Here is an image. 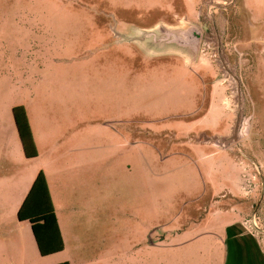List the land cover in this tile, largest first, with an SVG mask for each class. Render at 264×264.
I'll list each match as a JSON object with an SVG mask.
<instances>
[{
	"label": "rangeland",
	"instance_id": "rangeland-1",
	"mask_svg": "<svg viewBox=\"0 0 264 264\" xmlns=\"http://www.w3.org/2000/svg\"><path fill=\"white\" fill-rule=\"evenodd\" d=\"M212 1L230 0H0V165L13 152L10 139L16 131L11 106H29L33 73L39 71L40 60L57 68L51 53L60 46L70 47L68 53L58 55L69 71L63 79L58 76L60 83L84 87L78 110L70 107L69 113L78 112L85 133H149L129 140L141 142L140 146L115 135L102 140L96 200L97 208L107 215L85 219L83 238L95 228L103 235L111 221L112 242L101 239L95 258L94 250L88 249L85 258L93 260L86 263L71 255V264H160L162 256L173 259L179 254L173 232L180 221L195 211L229 209L224 199L208 207L210 197L226 195L233 177L249 189L252 166L259 168L255 175L262 183L256 215L264 220V52L255 48L251 33V23L258 24L248 11L254 0H235L230 7L213 11L223 54L235 69L245 98L241 139L231 150L237 170L232 169L230 152L214 153L211 146L198 144L203 147L199 148L187 140L200 133L224 135L232 122L227 110L231 106L225 104L228 79L217 63L213 32L205 19V5ZM95 17L110 20L118 33L158 23L194 24L201 28L205 42L189 67L174 63L139 69L119 63L115 76L100 78L92 73L100 57L91 54L86 27H80L84 31L79 34L64 31L65 25ZM35 41L42 43V50ZM77 68L87 70L83 77L72 74ZM110 81L115 85L112 93L98 96L99 84ZM50 108L54 117L62 106ZM138 148L147 159L143 171L134 164ZM64 255L69 260L68 253ZM48 261L20 245L16 228L0 231V264Z\"/></svg>",
	"mask_w": 264,
	"mask_h": 264
},
{
	"label": "crops",
	"instance_id": "crops-1",
	"mask_svg": "<svg viewBox=\"0 0 264 264\" xmlns=\"http://www.w3.org/2000/svg\"><path fill=\"white\" fill-rule=\"evenodd\" d=\"M253 6V8L248 6V11L255 15L258 24L251 23V33L254 36L255 48L262 54L264 52V0H254ZM64 27H66L64 31L77 34L84 31L80 27H86L85 31L91 38L89 46L93 47L91 54L100 57L92 73L100 78L115 76L119 63H124L123 65L127 66H129L128 63H131L133 68L139 69L149 68L150 65L155 64L181 63L186 67L190 66L184 58L178 55L155 57L146 54L135 43L119 42V39L115 37V33L118 32L111 25V21L105 18L95 17L89 21ZM134 29L140 28L134 27L128 33L119 34L129 36ZM33 43L39 45L42 50V43L38 41ZM37 46L35 47L36 51L39 50ZM53 48L55 47L53 46ZM69 51L70 47L60 46L57 53L54 51L51 53L53 55H51V61L57 66L55 69L48 67V64L44 65L43 60H40L42 62L40 69L33 73L27 95L29 106L27 104L11 106L24 108L37 156L32 159L25 158L14 125L16 135L15 138L11 137L10 139L13 149L11 157L14 160L11 161V157L3 159L2 165H0V231L16 228L20 245L33 256L38 250L30 224L19 221L17 212L36 176L42 173L45 177L63 241L61 252L44 256L49 260L47 264H71V261H74L71 255L82 258L86 263L96 257L95 254L101 247V239L105 240L106 244H111L110 234L114 230L111 221L103 235H100L95 228L87 234V238H83L85 237L83 231L85 219L95 220L102 215H107V212L102 213L97 208L96 200V188L99 186L96 170L103 161L100 155L102 140H108L112 135H115L126 140L131 146H140L141 142H129V140L134 136H148L149 134L85 133V121L76 112L81 103L84 87H80L79 84H61L58 79L59 75L61 79L69 75V71L62 67L63 59L58 56L59 52L63 54ZM20 58L18 57V59ZM85 71L87 70L84 68H77L73 70L72 74L76 77L80 75L83 77ZM114 86L111 81L108 84L100 83L98 96L112 93ZM56 105H61L62 109L52 117L50 116V107ZM70 107H77L76 110H72V114L69 113ZM197 136L188 137L187 140L196 143L197 145L193 146L199 148H203L200 145L211 146L209 150L214 153L230 152L229 160L232 169L237 170L238 162L231 150L239 142L226 149H221L214 144L194 141L193 137ZM136 155L134 164L143 171L147 166L144 150L138 148ZM133 156L134 154L131 153L132 164ZM250 169L251 177L248 179V183H252V185L249 189L245 188L237 177H233L229 178L233 187L231 190H227L226 195L221 194L218 198L210 197L208 207H212L219 200L224 199L227 200L226 207L229 209L207 210L201 213L195 211L180 221V226L174 231L175 233L173 232L176 240L175 246L179 249V254L169 261L165 256H162L158 259L160 264H264V240L249 231L243 224L254 214L258 225L264 230V220H259L256 215V205L259 204L258 196L262 187L260 179L255 175L256 171L259 173V168L252 166ZM242 170L244 171V168ZM59 180L61 184H59ZM88 249L95 252L92 259L85 258V252ZM67 253L70 257L69 260L64 255Z\"/></svg>",
	"mask_w": 264,
	"mask_h": 264
},
{
	"label": "water",
	"instance_id": "water-1",
	"mask_svg": "<svg viewBox=\"0 0 264 264\" xmlns=\"http://www.w3.org/2000/svg\"><path fill=\"white\" fill-rule=\"evenodd\" d=\"M234 2L235 0H230L228 3L213 2L212 4H206V14L213 22L212 11L214 9L228 8ZM115 37L119 39V42L135 43L148 55H178L188 63H195L200 46L202 42H205L201 28L194 24L172 27L158 23L150 28L134 29L129 36L115 33ZM213 44L217 63L224 77L228 79L227 84L230 88V94L225 104L231 106L227 110L232 114V123L226 135L208 136L202 133L197 137H193V140L203 144H214L221 149H226L237 144L241 139L245 98L235 69L230 67L223 54L220 39L215 40Z\"/></svg>",
	"mask_w": 264,
	"mask_h": 264
},
{
	"label": "trees",
	"instance_id": "trees-1",
	"mask_svg": "<svg viewBox=\"0 0 264 264\" xmlns=\"http://www.w3.org/2000/svg\"><path fill=\"white\" fill-rule=\"evenodd\" d=\"M11 114L25 158H35L37 151L24 108L21 106L14 107ZM17 219L30 224L40 256H48L63 250V241L45 177L42 173H39L32 183L17 212Z\"/></svg>",
	"mask_w": 264,
	"mask_h": 264
},
{
	"label": "built area",
	"instance_id": "built-area-1",
	"mask_svg": "<svg viewBox=\"0 0 264 264\" xmlns=\"http://www.w3.org/2000/svg\"><path fill=\"white\" fill-rule=\"evenodd\" d=\"M243 224L253 234L259 237L262 236V239L264 240V230H262L258 225L257 219L254 214H252L248 219H246Z\"/></svg>",
	"mask_w": 264,
	"mask_h": 264
},
{
	"label": "flooded vegetation",
	"instance_id": "flooded-vegetation-1",
	"mask_svg": "<svg viewBox=\"0 0 264 264\" xmlns=\"http://www.w3.org/2000/svg\"><path fill=\"white\" fill-rule=\"evenodd\" d=\"M213 3V1L212 2H209L208 4H212ZM215 10H219V9H214L213 11H215ZM213 11H212V15H213V22L210 20V18L207 16V14L205 13V15H206V20L210 23V25H211V29H212V32H213V39H214V41L215 40H217L218 38H219V32H218V30H217V24H216V21H215V16H214V14H213Z\"/></svg>",
	"mask_w": 264,
	"mask_h": 264
}]
</instances>
